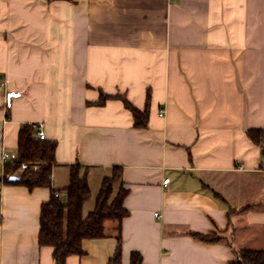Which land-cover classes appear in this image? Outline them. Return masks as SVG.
Returning <instances> with one entry per match:
<instances>
[{
	"label": "crops",
	"instance_id": "crops-1",
	"mask_svg": "<svg viewBox=\"0 0 264 264\" xmlns=\"http://www.w3.org/2000/svg\"><path fill=\"white\" fill-rule=\"evenodd\" d=\"M102 93L139 110L150 95L148 127L120 99L95 105ZM26 124L57 143L62 197L70 167L87 170L84 216L121 168V264L133 252L142 264H229L235 250H264V156L247 135L264 130V0H0V183ZM50 197L4 183L0 264H55L39 245ZM216 231V244L190 236ZM105 233L66 264H110L117 224Z\"/></svg>",
	"mask_w": 264,
	"mask_h": 264
},
{
	"label": "trees",
	"instance_id": "trees-1",
	"mask_svg": "<svg viewBox=\"0 0 264 264\" xmlns=\"http://www.w3.org/2000/svg\"><path fill=\"white\" fill-rule=\"evenodd\" d=\"M112 98L123 101L125 108L134 117L136 129L148 127L150 95L144 110L136 108L122 95L113 97L103 93L95 105L103 106ZM247 135L253 143L262 147L264 156V130H248ZM56 149V142L38 140L35 137V126L26 124L19 132L16 155L4 166V183L26 187L30 191L36 188L51 190L50 200L43 204L41 210L39 245L53 248L55 264H66L71 256L85 255L83 249L85 241L104 239L106 223L113 222L117 224L118 247L110 264H121V224L129 215V211L124 207L128 190L121 187L115 193L114 189L115 184L121 180V168H114L112 177L103 181L94 209L84 216V206L92 195L87 170L80 165L70 167L69 185L64 189L67 201L63 202L62 192L54 190L52 186ZM24 163L28 164V168L21 174L15 175ZM35 166H37L36 171ZM234 213L235 211L228 212V217ZM190 236L204 244H216L224 239V236L217 231L209 234L191 232ZM234 255V260L229 264H264V250L240 249L235 250ZM142 260L140 253L131 254V264H142Z\"/></svg>",
	"mask_w": 264,
	"mask_h": 264
},
{
	"label": "built area",
	"instance_id": "built-area-1",
	"mask_svg": "<svg viewBox=\"0 0 264 264\" xmlns=\"http://www.w3.org/2000/svg\"><path fill=\"white\" fill-rule=\"evenodd\" d=\"M160 115L162 116L163 114H160ZM36 133H37V139H38V140H41V141L46 140V135H45V132H44V130H43V125H39V126H38V128H37V132H36ZM1 161H2V164H4V165L7 164V163H9V162L11 161L10 156H9L7 153H4V154L2 155V160H1ZM27 168H28V164H26V163L22 164L20 170H19L15 175H19V174H21V173L24 172ZM34 170H35V171L37 170V166L34 167ZM168 183H169V179H166V180H164V182H163L164 185H167ZM3 187H4V183L1 182V183H0V204H1V201H2ZM155 216H156V217H159L158 214H155Z\"/></svg>",
	"mask_w": 264,
	"mask_h": 264
},
{
	"label": "rangeland",
	"instance_id": "rangeland-1",
	"mask_svg": "<svg viewBox=\"0 0 264 264\" xmlns=\"http://www.w3.org/2000/svg\"><path fill=\"white\" fill-rule=\"evenodd\" d=\"M62 201H63V202H66V201H67V197H66V196H63V197H62ZM91 209H92V205H91V204L87 205V206H86V209H85V215H86Z\"/></svg>",
	"mask_w": 264,
	"mask_h": 264
},
{
	"label": "water",
	"instance_id": "water-1",
	"mask_svg": "<svg viewBox=\"0 0 264 264\" xmlns=\"http://www.w3.org/2000/svg\"><path fill=\"white\" fill-rule=\"evenodd\" d=\"M14 96H15V94L14 93H11V94H9L8 99L10 100Z\"/></svg>",
	"mask_w": 264,
	"mask_h": 264
}]
</instances>
